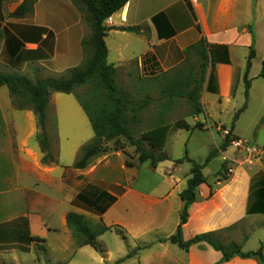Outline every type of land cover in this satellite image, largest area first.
I'll use <instances>...</instances> for the list:
<instances>
[{"label": "crops", "instance_id": "0c3cea01", "mask_svg": "<svg viewBox=\"0 0 264 264\" xmlns=\"http://www.w3.org/2000/svg\"><path fill=\"white\" fill-rule=\"evenodd\" d=\"M23 1L0 0L2 68L28 76L33 72L61 74L79 66L84 59L81 41L85 38L86 24L72 2L37 0L31 13L12 18L10 15ZM104 25L110 29L104 38L107 63L116 72H123L126 78L139 75L147 79L146 73L159 77L171 72L184 63L185 51L190 46L201 39L205 41L214 64L207 67L200 95L202 114L192 117V122L204 124L200 131L220 135L214 150L231 130L221 122L220 116L235 99L237 88L245 86L250 48L255 55L247 76L248 94L256 83L264 81L259 77L264 61V0H129L105 20ZM137 26L143 27L140 34L125 31ZM262 102L264 104V98ZM165 111L169 116L174 109ZM19 112L26 128L22 136L13 139L0 107V264H40L37 246L30 241L31 237L45 240L41 244L43 264H259L254 259L240 257L221 263L222 255L205 243L192 245L185 251L163 241L175 233L179 224L183 208L179 194L185 189L188 178L184 185L183 182L175 185L170 179V191L166 194L143 191L119 182L103 188V181L95 180L93 171L73 168L75 161L71 168L61 167L60 162L43 164L40 149L28 145V140L37 132L35 116L30 110ZM241 115L243 113L231 130L237 139H241L235 134ZM263 117L264 111L258 118ZM16 124L13 130L17 134ZM211 126L217 128L209 129ZM225 162L235 163V169L227 181L219 183L213 175ZM241 162H264V154L247 156L231 144L207 164L211 177L205 178L206 183L197 188L195 201L188 208L187 222L182 227L183 241L215 233L220 241L233 242L243 252L264 247V167H245ZM121 169L126 170L122 165ZM71 173H75L73 178L67 176ZM25 178L55 187L63 196L57 198L49 192L33 189L37 183L27 185ZM89 184L116 199L101 216L72 204ZM174 203L177 216L172 229L160 237L157 234L167 224ZM42 208L45 217L37 212ZM69 212L111 227L96 240L100 251L90 246H75L65 224ZM245 223H249V230L242 241ZM229 232L234 233L231 238L225 236ZM108 233L120 237L122 244L105 240ZM150 235L156 237L146 240ZM251 244L255 247L249 248ZM136 249H139L137 253L127 258Z\"/></svg>", "mask_w": 264, "mask_h": 264}, {"label": "rangeland", "instance_id": "374dc122", "mask_svg": "<svg viewBox=\"0 0 264 264\" xmlns=\"http://www.w3.org/2000/svg\"><path fill=\"white\" fill-rule=\"evenodd\" d=\"M90 36V28L85 26V38ZM85 59H83L84 61ZM82 61V62H83ZM201 59L197 51L192 50L185 55L184 63L179 66L187 70L195 67V72L200 75ZM3 64H0V73H9V70H4ZM66 72V71H65ZM64 72V73H65ZM207 72V71H206ZM52 74V73H29L26 76L32 82L36 78H47L54 77L59 78L62 74ZM173 75V74H171ZM148 78L136 77L132 78L124 77L123 72L115 73V86L119 93L123 94L124 101V116L127 129L129 133L135 140H140L141 134L161 123L174 124L178 120H185L188 124L196 126L197 124H204L200 122H192V110L184 98H166L161 94V89L167 84V80L164 77H150L151 75L146 73ZM203 90V87H202ZM201 90V92H202ZM102 90L95 79L88 80L84 85L76 88L72 94L66 95L61 93H51L49 96V103L45 111L44 119V134H45V144L48 151L56 160L60 162V166L63 168H71L72 163L76 162L81 158V147L88 144H93L96 139H94V133L90 127L89 121L84 114L78 101L90 111L91 114H95L96 109L101 107ZM245 86L240 85L237 88L236 97L228 104L226 109L222 111L220 120L225 123L226 128L231 129L233 117L235 113L240 109L245 102ZM201 95V93H200ZM264 81L256 83L253 86L252 91L248 94L247 108L241 115L240 120L236 124L235 134L245 141L249 147H258V151H247L243 150L241 147H235L240 153L247 156H260L264 154V124H260L261 119L259 115L264 111ZM17 102L22 103L25 108L23 110H30V106L25 103L23 99H19ZM0 107L4 112L6 123L8 126V132L11 138H18L22 136L23 131L26 128L25 121L22 118V113L17 109V104L10 97L8 90L5 87H0ZM166 108H173L174 112L171 115H166ZM34 114V113H33ZM35 116V115H34ZM194 118V117H193ZM203 120V117H199ZM36 120V117H35ZM17 125L19 131L16 134L13 130L15 124ZM235 124V123H234ZM209 125V124H208ZM36 135L28 140V145L33 147H38L40 149L38 136L41 134L39 127L37 126ZM209 129H215L216 126L208 127ZM193 132L189 133L184 130H178L173 127L170 131L166 145L162 152H153L155 157L160 155L166 157L167 159L162 161L155 169L151 168L149 162L143 164H138V156L134 153L135 148L131 147L124 137L118 139L117 147L118 151H114L113 142H102L101 145L107 148L106 153H100L93 156L87 161L85 169L93 171V178L95 180L103 181L102 187L106 188L110 183L119 182L124 185H131L134 188L141 189L143 191L155 190L157 193H167L170 187L169 180L172 179L174 184L177 185L189 178V171L191 168V163L183 160L185 156L192 162L198 165H204L202 171L206 179H210L211 172L206 169L207 164H205L206 159L210 152H212L216 145L220 142V135L217 133H211L200 131L199 129H192ZM180 131V132H179ZM221 131V130H220ZM229 132V131H228ZM227 132V133H228ZM16 135V136H15ZM226 136V135H225ZM231 138L234 141L241 140L235 138L231 134ZM247 140V141H246ZM142 147L146 150L150 148L143 144ZM41 152V149H40ZM43 157V154H42ZM214 159V158H213ZM177 160H183L181 164H174ZM42 161V159H41ZM132 162L135 164L134 167H126V162ZM241 166L252 167L254 165H260L264 167V162H241ZM229 168V176L235 169L233 162H226ZM121 165L126 169L123 171ZM75 173L68 174L70 178H73ZM228 176V178H229ZM136 177V179H135ZM213 179L214 175H213ZM94 180V181H95ZM89 179H86V182ZM212 181V180H211ZM214 181V180H213ZM216 181V179H215ZM24 183L32 186L34 183L37 185L33 189H38L42 192H49L53 196L59 198L62 194L55 191V187H49L35 180L24 179ZM91 185V184H90ZM71 194V192H69ZM63 196V195H62ZM172 200V198H171ZM62 208L59 206L58 211ZM173 211L168 219L167 224L164 226L163 230L157 235L160 237L165 236L172 229L174 220L177 216L175 211V203ZM40 216L45 217L44 208L37 211ZM55 217V223L58 224L59 219ZM249 223H245L243 228V238H246V233L249 230ZM233 232L227 233L228 238H231ZM127 237V236H126ZM156 236L150 235L146 237V240L154 239ZM225 237H223L224 240ZM127 239H129L127 237ZM105 240H109L113 244H122V239L115 235L114 233H108L105 235ZM222 242V241H221ZM230 241L222 242L228 244ZM253 244L249 248H253ZM264 249V247H263ZM264 251V250H263ZM37 256L40 259V264H43V257L41 252H37Z\"/></svg>", "mask_w": 264, "mask_h": 264}, {"label": "trees", "instance_id": "16d2710c", "mask_svg": "<svg viewBox=\"0 0 264 264\" xmlns=\"http://www.w3.org/2000/svg\"><path fill=\"white\" fill-rule=\"evenodd\" d=\"M37 0H24L17 10L10 16L12 18H22L28 13L32 12V7ZM75 8L81 13L83 22L90 28V36L81 41V48L84 56V61L77 67L67 70L59 78L47 77L44 79L36 78L34 82L26 76L18 75L16 73H0V87H5L8 90L10 97L17 104L18 110L25 108L22 103L17 102L20 98L25 101L34 113L37 126L40 130L38 136L41 153L43 154L42 163L45 165H55L56 160L50 154L45 144L44 134V119L45 111L49 103V96L51 93L72 94L74 90L84 85L88 80L95 79L98 82L102 92L101 107L93 109L96 113L93 115L90 111L78 101L79 105L85 112L91 129L94 133L96 141L93 144L84 145L81 148V158L78 159L73 168L84 169L87 161L100 153H106L107 148L101 145L102 142H113L114 151H118V139L124 137L131 147L135 148V154L138 156V164L150 162L151 168L155 169L158 163L166 160L163 155L155 157L153 152H162L170 131L173 129L191 131L192 129L202 130V125L190 126L185 120H178L173 125L169 123H161L141 134L140 140H135L129 133L124 116V101L123 94L119 93L115 86L116 70L112 65L107 63V49L104 38L110 30L104 25L105 20L113 14L120 11L129 0H70ZM142 26L126 28L125 31L140 34ZM0 29V39H1ZM195 50L198 52L200 59V75L197 74L195 67L187 70L184 68H176L171 72H166L161 77L166 78L167 84L161 89V94L169 99L184 98L192 110V117L202 114V107L200 104V93L206 76L207 67L209 64L213 66L212 53L208 52L205 41L201 39L196 44L190 46L185 55L189 51ZM255 52L250 48L247 58V65L244 74L245 84V102L243 106L235 113L231 125V130L234 123L237 121L241 113L247 108L248 91L250 88V81L247 79L248 72L251 66V61L254 58ZM173 74V75H171ZM259 77L264 80V61L262 62ZM231 130L227 133L224 142L221 146L210 152L206 159L208 163L211 159L216 157L219 153L226 151V149L234 141L231 138ZM146 144L150 150L142 147ZM183 160L191 163L189 171V178L186 181V187L179 194V198L183 203V208L180 212V221L175 233L163 241L177 245L180 249L188 251L192 245L205 243L222 255L221 263L228 262L234 257L242 259H254L259 264H264V249L263 246L256 251L243 252L241 247L233 242L224 244L220 241L215 233H205L196 235L188 241H183L182 227L187 222L188 208L195 201V194L197 188L206 183L203 176L204 165H198L185 156ZM183 160H177L176 165L182 163ZM126 167L132 168L135 166L132 162H126ZM229 168L226 162L221 166L220 170L214 174L217 182L223 183L228 180ZM212 195V191L209 196ZM115 198L110 196L106 191L100 190L94 185H87L73 201V206H82L85 211L101 216L107 208L115 202ZM65 224L71 233V237L76 247L90 246L97 251H100L97 245V238L111 230L102 224L101 221H94L85 215L75 212L67 213L65 217ZM231 228L227 229L230 230ZM31 242L36 243L37 252H44L43 244L45 240L31 237ZM140 249V248H139ZM139 249L131 251L127 258L132 257Z\"/></svg>", "mask_w": 264, "mask_h": 264}, {"label": "built area", "instance_id": "2783aa9c", "mask_svg": "<svg viewBox=\"0 0 264 264\" xmlns=\"http://www.w3.org/2000/svg\"><path fill=\"white\" fill-rule=\"evenodd\" d=\"M231 144H233L235 147H241L243 150L253 151V152L258 151V148L249 147L248 144L245 141L243 142L242 140L233 141Z\"/></svg>", "mask_w": 264, "mask_h": 264}, {"label": "water", "instance_id": "95a60500", "mask_svg": "<svg viewBox=\"0 0 264 264\" xmlns=\"http://www.w3.org/2000/svg\"><path fill=\"white\" fill-rule=\"evenodd\" d=\"M260 124H264V117L261 119Z\"/></svg>", "mask_w": 264, "mask_h": 264}]
</instances>
